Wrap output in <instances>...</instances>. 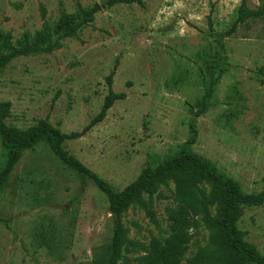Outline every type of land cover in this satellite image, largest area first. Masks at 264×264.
<instances>
[{
	"label": "rangeland",
	"instance_id": "obj_1",
	"mask_svg": "<svg viewBox=\"0 0 264 264\" xmlns=\"http://www.w3.org/2000/svg\"><path fill=\"white\" fill-rule=\"evenodd\" d=\"M0 0V31L12 43L34 36L63 10L100 12L90 27L49 54L21 57L0 70L6 124L25 131L46 120L60 134L80 133L108 94H124L105 119L63 150L116 192L141 171L191 151L244 194L264 187V14L226 37L241 0ZM259 11L264 0H247ZM4 150L0 142V168ZM173 185L154 199L156 224L129 208L121 222L131 241L149 247L168 235ZM211 214L215 211L211 209ZM115 218L85 176L65 167L46 142L25 151L0 194V264H105ZM239 228L264 254V205L244 210ZM208 233L196 232L182 264ZM144 251L119 264H137Z\"/></svg>",
	"mask_w": 264,
	"mask_h": 264
},
{
	"label": "trees",
	"instance_id": "obj_2",
	"mask_svg": "<svg viewBox=\"0 0 264 264\" xmlns=\"http://www.w3.org/2000/svg\"><path fill=\"white\" fill-rule=\"evenodd\" d=\"M140 0H106V6L116 4H140ZM247 0H241L235 20L225 33L230 37L247 20L263 16L264 6L255 12L248 9ZM101 6L91 8L79 5L74 13L61 11L56 22L44 21L42 29L34 36L24 34L15 44L11 36L0 31V70L21 57L49 54L65 39L77 37L90 27ZM108 94L97 116L80 133L60 134L46 120L25 131L6 124L11 114V103L0 102V142L4 150V162L0 168V194L18 164L22 154L46 142L50 150L68 169L87 177L105 195L108 210L115 218L110 242V252L105 264H119L125 254L139 249L144 251L137 264H182L196 232L203 227L208 233L205 246H198L188 264H264V254L246 239L239 228L245 209L264 205V187L258 194H244L232 180L219 173L208 161L194 154L190 146L195 129L190 127L191 139L174 156L165 159L156 167H147L122 191L116 192L97 175L69 156L62 148L64 141L82 138L100 124L117 101L125 100L124 94L112 91V79H106ZM173 185L172 205L168 210L169 230L165 239H152L149 247L131 241L121 222V216L131 207L143 211L151 223L156 224L154 199L160 189ZM211 209L215 215L211 214Z\"/></svg>",
	"mask_w": 264,
	"mask_h": 264
}]
</instances>
